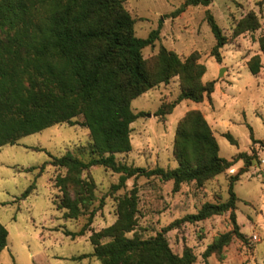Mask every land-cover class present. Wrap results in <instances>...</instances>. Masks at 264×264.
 <instances>
[{"label":"rangeland","instance_id":"obj_1","mask_svg":"<svg viewBox=\"0 0 264 264\" xmlns=\"http://www.w3.org/2000/svg\"><path fill=\"white\" fill-rule=\"evenodd\" d=\"M121 1L134 20L135 37L146 38L151 31L158 30V39L141 52L151 74L156 70V56L161 47L181 62L195 54L196 64L204 69L201 84L214 82V90L209 99L204 98L201 103L183 100L164 116H156V112L178 98L181 92L178 76L131 101L130 110L140 117L129 126L130 151L114 154V160L145 170L176 168L173 156L176 126L187 112L198 110L217 143L218 156L232 161L243 153L249 157V165L244 167L242 161H237L200 185L195 182L180 185L177 192L173 191L171 181L163 182L156 177H132L113 191L119 174L100 166L92 167L80 177L95 186V201L88 208L95 210V214L82 236L70 237L65 232H79L87 222L88 212L70 220L63 218V210L56 209L53 201L61 193L53 187L54 179L65 176L66 171L47 164L40 175L36 174L50 160L49 156L70 153L87 161L88 131L77 117L72 126L61 124L28 135L13 146L0 148V224L8 232L0 264H100L88 256L93 252L90 236L116 221L117 201L129 196L132 189L137 196L136 227L127 237L145 240L174 221L195 214L205 203H224L229 178L244 168L233 185L235 220L242 237H233L222 249V257L211 255L203 259L202 254L214 238L232 229L228 213L180 223L164 237L177 256L189 248L195 256L193 264H264V51L258 44L264 37V0H213L207 7H188L176 17L171 13L185 0ZM206 13L213 17L225 37L218 60L211 55L215 39L206 23ZM248 15H252L257 28L235 35V27ZM254 56L260 64L257 75H251L247 68ZM30 168L36 169L24 172ZM32 183L34 190L22 199V193ZM73 191L68 187L69 195Z\"/></svg>","mask_w":264,"mask_h":264},{"label":"trees","instance_id":"obj_2","mask_svg":"<svg viewBox=\"0 0 264 264\" xmlns=\"http://www.w3.org/2000/svg\"><path fill=\"white\" fill-rule=\"evenodd\" d=\"M212 2L185 0L171 16L180 15L188 7H207ZM205 20L215 39L211 55L218 60L225 37L209 13ZM133 25L134 20L121 0H0V148L13 146L23 137L57 125L72 126L77 117L88 131L87 161L70 153L49 156L50 160L36 174L40 175L47 164L64 169L66 175L54 179L53 187L61 193L53 201L56 209L63 210V218L70 220L88 212L81 230L65 232L66 236H82L95 214V210L88 211L95 201V186L80 177L92 167L100 166L119 174L113 191L132 177H156L163 182L171 181L173 191L177 192L180 185L190 182L200 185L237 161H242L244 167L249 165V157L243 153L232 161L218 156L217 143L198 110L187 112L176 126L173 141L176 168L145 170L114 160V154L130 151L129 126L140 117L130 110L131 101L178 76L181 84L178 98L156 112V116H164L183 100L201 103L204 98L209 99L214 90V82L201 84L204 69L196 64L195 54L181 62L161 47L156 56V70L151 74L141 52L158 39V30L151 31L146 38H138L133 34ZM256 28L254 18L248 15L237 24L234 33L239 35ZM258 44L263 52L264 37ZM247 68L251 75L259 73L257 56L248 61ZM244 169L229 178L224 203H205L195 214L174 221L145 240L127 237L136 227L137 196L132 189L129 196L118 199L116 221L91 234L93 252L88 256L100 264H193L195 256L191 250L184 248L180 256L173 254L164 234L180 223L228 213L232 229L214 238L202 254L203 259L211 255L222 257V249L233 237H242L235 220L233 185ZM34 187L33 183L29 185L21 198H26ZM68 187L74 189L72 195L68 194ZM7 237V230L0 224V254Z\"/></svg>","mask_w":264,"mask_h":264}]
</instances>
